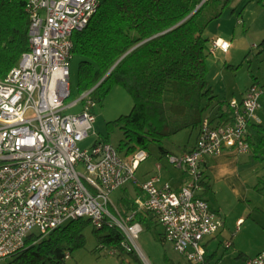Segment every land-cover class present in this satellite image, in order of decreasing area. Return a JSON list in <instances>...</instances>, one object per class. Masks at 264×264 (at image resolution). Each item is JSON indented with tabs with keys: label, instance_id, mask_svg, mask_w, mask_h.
Returning a JSON list of instances; mask_svg holds the SVG:
<instances>
[{
	"label": "built area",
	"instance_id": "2783aa9c",
	"mask_svg": "<svg viewBox=\"0 0 264 264\" xmlns=\"http://www.w3.org/2000/svg\"><path fill=\"white\" fill-rule=\"evenodd\" d=\"M98 7L99 0L27 1L29 49L0 79V259L24 248L30 237L39 239L84 217L98 228H118L127 252L140 250L142 227L136 217L152 213L163 226L165 239L189 264H211L203 241L216 234L223 221L200 195L201 163L206 156L228 150L236 155L249 152V126L260 122L256 110L264 86L250 87L242 99L231 98L230 123L216 125L205 117L192 150L168 154V160L188 174L183 187L175 190L168 182L159 186V176L152 175L140 183L145 196L137 209L124 215L112 193L139 182L136 170L146 152L123 156L114 144L101 140L82 148L80 143L94 129L96 102L85 92L65 104L71 96L72 35L88 25ZM230 46L222 38L213 43L223 52ZM80 101V112H66ZM109 252L118 254V249ZM245 264H264V249Z\"/></svg>",
	"mask_w": 264,
	"mask_h": 264
},
{
	"label": "trees",
	"instance_id": "16d2710c",
	"mask_svg": "<svg viewBox=\"0 0 264 264\" xmlns=\"http://www.w3.org/2000/svg\"><path fill=\"white\" fill-rule=\"evenodd\" d=\"M27 1L0 0V79L18 65L22 53L29 49L31 20L26 11ZM232 1L99 0V7L88 25L73 33L72 53L81 59L77 81L79 95L89 92V98L102 103L112 88L119 85L134 100L131 112L116 120L124 130L117 147L123 156L145 151L150 141H161L201 125L205 118L203 112L217 96L207 78L206 60L210 49L209 38L204 34L208 25L222 14L223 7ZM259 1L264 3V0ZM252 86L259 85L253 83L243 97ZM71 96L75 97L72 89ZM218 106L221 112L210 118L211 122L220 117L221 123L217 125L230 123V101ZM258 118L260 122L250 123L249 142L251 125L257 129L263 127ZM165 154L167 157L171 153L166 151ZM201 172L203 190L200 195L203 196L208 184ZM115 205L124 215L138 207L129 196L120 198ZM136 221L150 219L138 213ZM91 224L90 218L72 219L44 237H30L24 248L13 255L14 262L66 264L67 255L84 246L83 231ZM106 227H97L95 231ZM109 228H112L110 233L99 236L100 242L111 246L110 250H124L121 247L123 233L116 227Z\"/></svg>",
	"mask_w": 264,
	"mask_h": 264
},
{
	"label": "rangeland",
	"instance_id": "374dc122",
	"mask_svg": "<svg viewBox=\"0 0 264 264\" xmlns=\"http://www.w3.org/2000/svg\"><path fill=\"white\" fill-rule=\"evenodd\" d=\"M204 35L209 38L210 49L206 60L209 65L207 78L217 95L216 101L203 112V116H207L211 115L218 103L227 105L230 98L241 99L253 83L264 85V3L259 0H233L223 7L219 18L208 25ZM219 36L231 44L228 52L213 47L214 40ZM80 60L79 56L72 55L70 81L75 97L66 99V105L79 100L83 95L80 96L77 90ZM82 105L80 101L76 107L66 112H80ZM133 105L132 96L121 86H114L102 103L95 104L94 129L80 146L89 149L96 140H107L119 147L124 130L116 124V120L129 114ZM258 116L263 127L257 129L251 125L250 150L236 156L240 162L241 177L246 180L244 189L238 183L234 185L236 191L231 187L230 181L216 186L213 181L207 182V178L204 179L211 188L206 191L205 187L202 195L223 221L218 233L205 237L203 241L213 264H242L264 249V95ZM213 117L215 113L212 114ZM213 122L217 123V119ZM196 131L197 126H194L161 141H150L144 148L147 157L136 170L137 179L141 180L151 170L158 174L159 171L155 168L157 164L175 169V165L166 157V151L179 153L189 144L191 133ZM135 186L134 182H129L115 190L111 196L113 202L118 204L119 199L124 196H135ZM240 218L243 219L239 223ZM140 225L142 231L137 239L140 250L135 247L130 252L119 250L118 254H110L111 246L101 243L99 239L100 235L110 233L112 228L106 227L96 232L97 227L89 225L83 231L84 246L74 249L66 259V264H124L128 261L132 264H189L174 245L165 239L164 228L159 221L153 218L148 222H140ZM0 264H16L14 256L0 259Z\"/></svg>",
	"mask_w": 264,
	"mask_h": 264
},
{
	"label": "crops",
	"instance_id": "0c3cea01",
	"mask_svg": "<svg viewBox=\"0 0 264 264\" xmlns=\"http://www.w3.org/2000/svg\"><path fill=\"white\" fill-rule=\"evenodd\" d=\"M218 38L224 39L223 37H220V36ZM224 40H226V39H224ZM233 98H237V97H233ZM238 99H240V98H238ZM219 108L220 107L218 105L214 106V109H213V112L211 113V115H207L204 117L212 118L213 113H215V116H218L219 113L221 112L219 110ZM220 119H221L220 117L217 118V123H221ZM217 123H215V124L217 125ZM253 128H255V127H253ZM198 134H199V126H197L196 133H193V132L191 133L190 142L185 148L180 150L179 153H174V152H168V153L181 154L182 152L192 150V148H194V146L196 145ZM236 156H238V155H236L235 153H233L232 151H229V150L225 151L224 153H222L218 156H206L204 161L201 163V167H200L201 171H203V177L207 178V182H208V180L213 181V183L216 186H218V184H220L222 182L230 181L232 183L231 187L234 190L237 191V189H235V186H234L236 183H238L240 188L244 189V186L246 184V180H244L241 177L240 162H239V160H237ZM140 167H141V164H139L138 168H140ZM155 168L158 169L159 173L157 174L156 171L153 172V170H151L150 173L152 172L153 174L149 173V174L143 176V178H141V180L138 179L139 182L135 183V185H136L135 187H137L136 195L135 196H129L128 195L129 199H133L134 201L138 202V200L144 198L145 195L143 193V190L140 187V183L144 182L146 179H148L152 175L153 176L154 175L159 176V179H160L158 182L159 186L168 182L171 185V187L175 190H179L181 187H183L188 180V174L184 168H180V167L175 166V169H171V167H167V166L164 167V166H161V164H157L155 166ZM210 188H211L210 185H208V190H210ZM208 190H206V191H208ZM144 216L146 217V219H150V220H152L154 218V215L152 213H145ZM242 219L243 218L239 219V223L242 222ZM208 257H209V259H208ZM207 259H208L209 263L213 264L212 260H210L211 255H209V256L207 255ZM242 264H245V262L244 263L242 262Z\"/></svg>",
	"mask_w": 264,
	"mask_h": 264
}]
</instances>
